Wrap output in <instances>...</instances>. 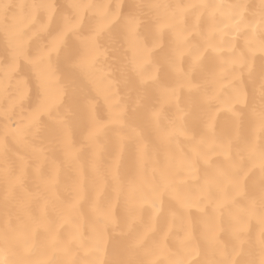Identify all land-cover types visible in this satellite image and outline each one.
<instances>
[{"label": "snow or ice", "instance_id": "snow-or-ice-1", "mask_svg": "<svg viewBox=\"0 0 264 264\" xmlns=\"http://www.w3.org/2000/svg\"><path fill=\"white\" fill-rule=\"evenodd\" d=\"M189 15L197 28L230 24L244 50L215 65L209 50L219 45L192 44ZM154 50L159 55L150 62ZM0 57L3 204L7 214L29 174L36 178L37 190L18 203L37 206L33 223L65 257L48 264H264V0H0ZM173 74L179 89L165 83ZM183 89L187 104L169 119L158 100H178ZM180 136L191 152L168 153ZM162 149L163 161L154 160ZM61 171L73 177L66 201L57 196ZM85 205L92 219L82 231L77 218ZM58 227L69 232L67 242ZM31 242L30 232L6 225L0 264H29L20 250Z\"/></svg>", "mask_w": 264, "mask_h": 264}, {"label": "bare ground", "instance_id": "bare-ground-1", "mask_svg": "<svg viewBox=\"0 0 264 264\" xmlns=\"http://www.w3.org/2000/svg\"><path fill=\"white\" fill-rule=\"evenodd\" d=\"M9 3L15 4H30L34 2H58L60 4H68L73 2H86V3H104V4H112L115 5L117 3L120 4H130L138 2V0H7ZM152 2H160V3H173V4H194V3H239L244 2L248 4H258L259 0H152ZM219 20V18H218ZM196 21L194 15H189L187 19V26L190 30L189 40L192 44L200 45L202 48L208 47V42L212 41L216 45H219V49L216 52H209L213 57H215V65H219L223 62H230L232 57V51H235L237 55L240 54L241 51L244 50V39L240 36L228 23H218L215 29L211 28L207 23L201 22L199 27H195ZM173 39L170 33H166L165 41L170 42ZM159 53L157 51H153L150 55V62H154ZM3 58L0 57V62H2ZM182 67L185 71L188 69V61L185 60L182 64ZM145 68H148V65H145ZM148 74H151V69H148ZM199 79V77H197ZM165 83L170 87H176L179 89V84L177 82V77L175 74L170 76ZM29 88L32 87L31 84L28 85ZM210 88H214L217 93L223 92V89L219 87V85L213 86L209 83ZM121 98L124 96L123 91L120 93ZM188 101V92L187 89H183L178 91V100H170L165 102L163 99L158 100V107H161L163 114L169 119L175 118L178 114V106L180 108L185 107ZM4 99L0 96V105H2ZM100 104L102 105V110L100 116L103 122H107L109 119V110L107 104H105L103 98L100 99ZM20 109H17V115L14 117L15 120L19 121L21 119ZM217 119L221 122L224 120V114L221 112L217 115ZM164 123H167L165 120ZM0 129H2V124H0ZM188 135L191 136L192 133L189 131ZM153 139H155L153 137ZM79 140V137H77ZM10 147L14 150L19 149V151H23L21 146L15 145V141L9 138ZM193 148V145L186 140L184 136L178 137L174 140L170 145L167 146L166 151L168 153H175L177 155L181 153H190ZM164 149L161 150L159 156H153V159H159L163 161L164 159ZM62 154L57 155V158ZM214 159L216 157H213ZM3 166V157L0 156V167ZM151 173V168L149 169ZM72 174L68 171H61L57 177V196L60 201H66L70 199L69 192L67 191V185L71 183ZM39 182L36 178L30 173L25 184L24 189L18 191L14 199H12L9 203L7 214L5 212V207L3 204V182L2 178H0V232L3 231L6 225H9L18 231L30 232L32 242L31 247L28 251H24L22 248L20 250L21 256L29 261V264H48V262L58 259H65V257L56 252L51 244V241L47 237V233L41 227H37L33 223V217L37 215V206L32 204L30 206H21L18 201L24 199L25 193H34L37 190V184ZM195 211V209H193ZM211 212V209H208ZM228 211L224 210L223 212V220L227 223L228 220ZM234 211V210H233ZM217 217H220V213L216 214ZM147 218V214H145ZM49 219L55 223H58L56 213L50 208L49 209ZM78 223L81 226L82 231H86L88 225L91 223V216L88 211L87 205H85L81 209V215L77 218ZM249 229L251 234L255 237L258 233V228L253 221L249 225ZM58 239L62 242H67L70 239L69 232L64 227H58ZM222 239H227V233L221 232Z\"/></svg>", "mask_w": 264, "mask_h": 264}]
</instances>
